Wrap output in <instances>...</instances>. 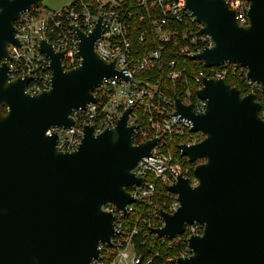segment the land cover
<instances>
[{
    "label": "water",
    "instance_id": "1",
    "mask_svg": "<svg viewBox=\"0 0 264 264\" xmlns=\"http://www.w3.org/2000/svg\"><path fill=\"white\" fill-rule=\"evenodd\" d=\"M212 46L192 55L205 67L235 63L264 92V0H247L248 24L226 0H184ZM41 0H0V264H91L101 259V245L112 246L115 217L103 207L115 204L127 214L138 203L127 188L144 178L133 170L161 139L134 144L137 126H129L128 108L114 128L96 134L85 128L77 150L57 148L53 128H72V113L96 103L94 91L105 79L124 78L116 61L96 49L102 37L100 17L92 32L77 33L81 65L66 70L64 52L46 40L40 51L50 60L48 90L27 92L29 77L10 80V45L21 47L16 22ZM197 91L204 112L176 98L175 115L192 123L204 138L181 145L182 156L199 180L182 175L168 189L178 196L173 214L161 210L160 239L183 235L199 223L204 232L188 240L192 254L179 264H264V117L256 94L243 95L223 78H203ZM141 264V263H139Z\"/></svg>",
    "mask_w": 264,
    "mask_h": 264
},
{
    "label": "built area",
    "instance_id": "2",
    "mask_svg": "<svg viewBox=\"0 0 264 264\" xmlns=\"http://www.w3.org/2000/svg\"><path fill=\"white\" fill-rule=\"evenodd\" d=\"M226 1L237 12L240 23L247 25V0ZM100 17H103L102 37L96 42V49L108 62L116 61V68L130 80L118 77L105 79L94 91L97 102L90 103L85 110L73 111L75 124L72 128H53L48 134H58L59 151L73 152L80 146L87 126H95L96 134L114 128L123 113L132 108L128 125L137 126L134 144L161 139L152 156L144 158L133 170L137 177L144 178L142 185L127 188L138 203L129 205L127 214L113 203L103 207L114 214L116 235L112 246L101 245V259L91 263L150 264L152 260L144 262L137 256L133 237L145 230L153 233V229L162 228L161 210L170 214L177 211L180 206L178 196L168 188L178 181L180 175L189 178L192 186L199 184L194 169L201 161L191 164L187 157L182 156L180 146L196 144L204 135L192 132V123L175 115L176 98H181L186 105L194 104V111L202 113L207 102L198 97L197 91L203 87V78L227 80L232 76L244 84L246 94L257 95L264 117V92L260 85L247 79V70L235 63L205 67L203 62L191 59L192 55L213 44L207 35L200 33L202 25L185 9L184 0H136V8L128 6L124 0H75L59 11H47L45 14L41 8H33L15 24L21 47H9L10 55L6 62L10 68V80L29 77L27 92L32 95L48 90L52 71L49 58L40 51V41L46 39L56 52H64L65 69H75L81 65L82 57L79 37L71 27L77 25L86 33L92 32ZM136 32L141 44L152 37L158 46L148 52L136 49ZM166 47L174 49L178 57L168 61ZM189 61L203 66L192 75L195 96L188 81L192 71L187 66ZM141 204L151 209L149 218L143 220L144 228H139L138 223L131 224L128 219L137 213L136 205ZM203 232L204 226L195 223L187 226L183 235L169 240V248L180 245L182 248L177 257L168 261L179 264L178 259L189 257L192 252L188 240ZM130 247L133 255L128 252Z\"/></svg>",
    "mask_w": 264,
    "mask_h": 264
},
{
    "label": "trees",
    "instance_id": "3",
    "mask_svg": "<svg viewBox=\"0 0 264 264\" xmlns=\"http://www.w3.org/2000/svg\"><path fill=\"white\" fill-rule=\"evenodd\" d=\"M128 6H134L136 8V0H124ZM40 8V6H39ZM140 33V32H139ZM158 45L154 43L152 37H150L145 44H141L138 39V32L135 34V48L140 49L144 52H148L150 49L156 48ZM165 52L167 54V60H171L172 58H177L176 51L172 48H165ZM187 66L192 70L188 75L189 86L192 89L194 96L196 93V87L193 80L192 75L197 74V72L203 68V66L199 63L195 64L192 61H189ZM227 82L230 83L232 86L235 85L239 87L242 91L243 95H246V89L244 84L238 80L236 77L229 76L227 77ZM184 97V95H182ZM262 100V98H261ZM263 101V100H262ZM195 136H200V134H194ZM189 164V162L187 161ZM156 203L160 204L159 201ZM138 211L135 215L129 217L131 224L138 223L139 228H144L143 220L148 219L149 215H151V209L144 207L141 205H136ZM153 231V230H152ZM168 239H160L155 236L150 231H142L139 234H136L133 237V246L134 251L136 252L137 256L142 257L144 262L147 260H152L150 264H173V262H169V259H174L178 256L179 251L181 250L182 246L172 247L169 248ZM184 246V245H183Z\"/></svg>",
    "mask_w": 264,
    "mask_h": 264
},
{
    "label": "rangeland",
    "instance_id": "4",
    "mask_svg": "<svg viewBox=\"0 0 264 264\" xmlns=\"http://www.w3.org/2000/svg\"><path fill=\"white\" fill-rule=\"evenodd\" d=\"M75 0H41L40 8L43 14L47 11H59L62 8L70 5ZM128 252L133 255L132 247L128 248Z\"/></svg>",
    "mask_w": 264,
    "mask_h": 264
}]
</instances>
